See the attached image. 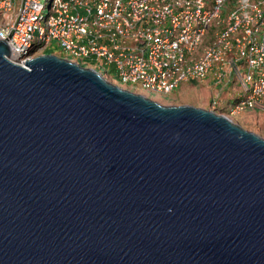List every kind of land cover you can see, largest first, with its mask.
<instances>
[{
    "label": "water",
    "instance_id": "95a60500",
    "mask_svg": "<svg viewBox=\"0 0 264 264\" xmlns=\"http://www.w3.org/2000/svg\"><path fill=\"white\" fill-rule=\"evenodd\" d=\"M0 41V264H264V138Z\"/></svg>",
    "mask_w": 264,
    "mask_h": 264
},
{
    "label": "built area",
    "instance_id": "2783aa9c",
    "mask_svg": "<svg viewBox=\"0 0 264 264\" xmlns=\"http://www.w3.org/2000/svg\"><path fill=\"white\" fill-rule=\"evenodd\" d=\"M0 41L19 63L55 42L66 59L155 98L211 77L243 89L227 117L264 113V0H0Z\"/></svg>",
    "mask_w": 264,
    "mask_h": 264
},
{
    "label": "rangeland",
    "instance_id": "374dc122",
    "mask_svg": "<svg viewBox=\"0 0 264 264\" xmlns=\"http://www.w3.org/2000/svg\"><path fill=\"white\" fill-rule=\"evenodd\" d=\"M44 53L56 55L60 58H66L68 56L63 50H61V48L56 45L55 42L49 45L45 49ZM92 64L95 63L92 62ZM96 69L99 70V67H96ZM110 83L119 86L111 81ZM243 94V89L239 85L222 83L221 85L214 86L212 84V78L207 77V79L202 83L188 82L181 84L172 92L168 93L165 98H155L145 94H143V96L165 106L189 105L213 111L218 115L226 116V111L223 110L222 112V110H218L217 107H212L210 105L212 97L216 98L218 105H220L221 108L227 109L226 104L228 102H232L234 99L242 97ZM262 115H264V113L261 111L253 110L243 112L236 117H226L231 119L234 123L239 124L245 130L253 132L264 138V118L259 117Z\"/></svg>",
    "mask_w": 264,
    "mask_h": 264
},
{
    "label": "trees",
    "instance_id": "16d2710c",
    "mask_svg": "<svg viewBox=\"0 0 264 264\" xmlns=\"http://www.w3.org/2000/svg\"><path fill=\"white\" fill-rule=\"evenodd\" d=\"M230 103H231V102H228V104H230ZM220 108H221V107H219L218 110H222V111H223V110H224V111H227V110H228V109H224V108H221V109H220Z\"/></svg>",
    "mask_w": 264,
    "mask_h": 264
},
{
    "label": "bare ground",
    "instance_id": "6f19581e",
    "mask_svg": "<svg viewBox=\"0 0 264 264\" xmlns=\"http://www.w3.org/2000/svg\"><path fill=\"white\" fill-rule=\"evenodd\" d=\"M10 60L15 61V57H10ZM21 64H23L24 62H20Z\"/></svg>",
    "mask_w": 264,
    "mask_h": 264
},
{
    "label": "crops",
    "instance_id": "0c3cea01",
    "mask_svg": "<svg viewBox=\"0 0 264 264\" xmlns=\"http://www.w3.org/2000/svg\"><path fill=\"white\" fill-rule=\"evenodd\" d=\"M262 112V111H261ZM263 113V112H262ZM258 117V116H257ZM260 118H264V115H262V116H259Z\"/></svg>",
    "mask_w": 264,
    "mask_h": 264
}]
</instances>
